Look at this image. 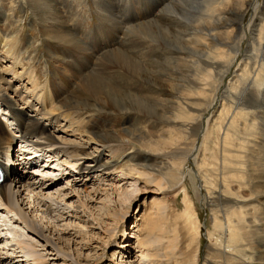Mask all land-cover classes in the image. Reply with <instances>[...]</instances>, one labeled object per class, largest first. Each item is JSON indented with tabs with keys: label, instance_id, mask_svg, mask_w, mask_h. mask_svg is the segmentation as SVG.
I'll return each instance as SVG.
<instances>
[{
	"label": "rangeland",
	"instance_id": "1",
	"mask_svg": "<svg viewBox=\"0 0 264 264\" xmlns=\"http://www.w3.org/2000/svg\"><path fill=\"white\" fill-rule=\"evenodd\" d=\"M5 1L10 7V0ZM81 1L82 6H77L80 1L75 0L72 8H69L71 12L72 9H75L78 14L73 18L71 13H68L66 15L68 18L65 20L68 23L72 19L77 21L79 27H72V30L77 37L82 38L85 47L74 52L75 46L72 45L74 43L71 38L67 39V45L70 46L71 51L65 53L64 59L63 55L54 53L53 50L55 49L50 46L52 44L55 47H62L60 40L55 39L58 36H53L54 39L51 40L46 38L37 20L39 18L33 16L29 9L19 17L20 19L16 20L10 12L0 15L5 23L9 22L8 31L13 36H17L18 39L16 54L20 64L15 73H18L19 77L14 78L12 74L7 76L8 80H13L12 83H15V87L22 89L23 86L28 85L27 73L29 71L35 72L41 86L46 85L47 81L51 83L64 82L68 85L69 80L63 79L65 77L63 73L59 74V70L63 72L62 68L64 67L60 60L68 64L69 62H72L73 65L77 64L76 66L84 67L89 72L94 66L90 67L91 70L89 67L87 68L91 65L83 60L86 54H95L92 55L93 58H96L97 54H100L99 57H103L112 49L119 47H124L122 51L128 56L134 53L140 54L141 47L136 48V44L141 43L144 39L148 41L150 51L146 50L150 58L145 67L149 71L148 79L151 82L148 87L151 84L154 85L153 81L155 80L160 82L162 81L160 79H167L163 75H174L173 69L176 70L178 64L171 61V56H173L171 53H178L176 47L172 49L171 46L165 44L159 43L158 45L157 42L149 38L147 33L143 32L142 27L147 22L154 25L155 20H159L161 12L170 13L171 7L178 1L104 0L101 6L107 5L111 10V17L108 22H101V11H98L95 5L97 0ZM113 15L114 19H112ZM251 17V12L245 17L246 28L251 23ZM4 22L0 21V27ZM71 22L69 24H75ZM138 25H141V28ZM132 27V32L128 31ZM178 29L180 28L178 27ZM191 32V30L190 32L186 31L185 36ZM181 40L185 42V39L181 38ZM247 42L245 41L243 44V53L239 54L235 59L236 61L234 60L230 72L224 77L221 86L219 85L217 88V93L215 92L213 95L216 99L212 107L207 106L211 103V97H209L211 93L206 91V96H195L190 99L192 101H189L195 104L190 105V113L194 115V121L183 120L184 122H180L178 120L179 122L177 121L173 126L168 122H166L167 124H156L157 130L161 128L166 130L168 136L173 133L171 136L173 141L170 140L169 143L163 144L165 140L159 137L152 138L154 141L150 142L152 133L150 127L153 124L149 120L153 119H148L149 116H139V112L131 114L113 108L83 110L87 116L86 121H89V116L92 115L95 116L94 120L98 122V128L94 129V134L105 135L130 128L135 133V144L140 145L136 147L143 149L144 154H139L145 156L142 159V164L143 166L148 164L147 166L150 168L147 169L131 171L133 162L125 157L107 170L97 168L88 173L82 169L92 164V157L96 156V150H104L99 142L87 143L86 139L80 141L79 137L71 136V130L69 132L59 131L58 128L62 127L61 124H64L65 121L62 117L60 122L57 121V128L52 129V126H49L50 123L41 116L34 112L30 113L32 117L40 119L44 125H47L46 127L52 137L66 138L69 142H84L80 151L86 156L73 160L69 156L59 153L57 157L56 155L55 157L54 155L45 156V161H38L36 167L31 170H28L29 164L28 166L25 164L21 168L20 166L17 167L20 174L26 179H31L37 194L42 191L39 199L46 204V207L40 208V210L43 208L45 214L42 211L40 213L34 212L38 207L36 203L35 209L33 206L25 205L24 208L27 210L29 218L37 224H41L39 215L42 216V226L46 230L45 235L53 240L59 251L65 252V254L63 253L64 256L58 257L57 252L52 250L41 238L31 233L23 222L0 210L1 257H11L12 260L22 261L21 264H37L34 261H26L25 252L31 251L29 245H33L39 255L45 258L47 264H73L68 257L69 255L72 256L75 264L238 263L243 257L237 254L238 250L234 246L228 244L220 223L226 218L231 205L241 199L240 194L242 198H248L251 189L264 192L262 191L264 190V181H260L264 179V138H259L254 130L245 131L247 125L255 122L257 118H264V91L258 98L254 97L256 88L248 93L246 102L254 101L249 102V104L246 103L248 114H246L245 119H242L241 116L234 119L240 124V127H237L240 133L231 132V139L244 137L246 141L250 142L249 151L252 153L250 155L253 156V160L249 159L248 162L253 163L251 164L253 166H250V163L243 164V157L239 155L243 150L239 147H232L235 141L226 140L217 121H219L222 112L224 114L228 112L226 107H229L232 101L228 94L230 91L235 94V91L230 87L234 86L233 83L235 84L244 72V54L247 49ZM2 60L5 67L12 68L11 61H8L6 57ZM95 62L97 63L96 60ZM71 71L72 69L66 66L65 73L69 75ZM116 72L119 80L127 89L125 92L128 94L137 95L145 101L149 100L150 102H147L152 103V106L160 105L159 100L166 98V93L164 95L150 93L143 96L138 95L137 93L142 91L139 89L140 87L137 90L134 88L135 85H138V80L124 68V64L123 67L117 68ZM174 76L180 77L177 74ZM191 76L192 73L186 79L191 78ZM245 76L246 74H244ZM102 78L103 80L100 82L104 83L105 77L102 76ZM129 82L132 83V86ZM76 84L78 85L79 81L72 82L71 91L74 92L79 88ZM240 87L242 88V81L239 89H241ZM156 89L159 88L156 87ZM78 90L80 91V89ZM81 92L85 94L84 89ZM103 94L99 95L102 100L105 99ZM174 96L177 99L178 97L181 98L180 95ZM177 99L174 101L179 102ZM27 100L33 102L31 98H27ZM4 103L7 102L4 101ZM33 104L37 107L36 102ZM20 107H23L22 103H20ZM1 111L3 112V109L0 108ZM249 115L251 118L247 120ZM1 116L7 123L6 125L10 127L8 130L18 134V129L15 131V127L11 126L9 117L7 119L4 113ZM72 121L74 119H71ZM12 122L15 124L14 121ZM140 128L145 129L144 133L147 134L141 133ZM248 134L252 136L250 137ZM96 138L98 141L102 140L100 137ZM60 140L64 141L63 139ZM225 142L226 145L224 146ZM128 145L115 147V150L128 151L132 148L131 145ZM18 150L19 147L16 151L13 148V158ZM234 155L239 156V158L232 159ZM245 155L247 156V150ZM231 159L232 162H237V165L236 163L232 165L235 173H229V161ZM46 160L49 161L46 162ZM75 162V168L67 165L69 163L75 164ZM241 170L245 173L248 172V176H253V184H246L248 177L244 174L245 178H241ZM138 173H142V175ZM258 178L260 180H257ZM241 187L245 189L242 190ZM250 199V202L247 203L249 216L253 219L257 217L264 225L262 201L258 203L257 200ZM250 204L251 206H249ZM239 208L240 206H237L235 210L238 212ZM234 215L232 214L230 217L234 218ZM260 228L264 230V227ZM57 232L60 233L57 235ZM263 246L262 243L256 241L254 245H250L248 248H256L263 252ZM261 263L264 264V262H248V264Z\"/></svg>",
	"mask_w": 264,
	"mask_h": 264
},
{
	"label": "bare ground",
	"instance_id": "2",
	"mask_svg": "<svg viewBox=\"0 0 264 264\" xmlns=\"http://www.w3.org/2000/svg\"><path fill=\"white\" fill-rule=\"evenodd\" d=\"M79 1L80 3L77 6H82V1ZM103 1L104 0H97L95 5L96 9L101 11V16L99 15L101 22H108V19L111 17V10H109L107 5L103 7L101 6ZM176 1H178V3L176 2V4L171 7L170 13L161 12L159 20H155L154 25L147 22L142 29L143 32L147 33L149 38L157 42L158 45L159 43L165 44L167 46H171L172 49L173 47H176L178 53H171V55H173L171 56V61L178 64L176 70L173 69V73L174 75L177 74V76L180 77H175L172 74H162L167 79H160L162 80L160 82L155 80L153 81L154 85L151 84L150 87H148V84L151 83L148 79L149 71L145 68L147 60H150L148 53L146 52L149 44L145 39L141 43L138 42V44H136V48L141 47L140 54L134 53L133 55L128 56L122 51L124 47L112 49L103 57H99L100 54H97L96 58H93L92 55L95 54H86L83 60L91 65L87 66V68L89 67L90 69V67L94 66L89 72H87L84 67L79 68L76 66L77 64L73 65L72 62H69L68 64L63 60H60L64 67L62 68L63 72L59 70V74L63 73L65 76L63 77L62 75L63 79L69 80L68 85L64 82H60V84L57 82L51 83L47 81L46 85L41 86L39 78L35 75V72L29 71L27 73L28 85L23 86L22 89L15 87V83H12L13 80H8L7 76L12 74L14 78L19 77V75H17L18 73H15L18 71L17 66L20 64V60L16 54L18 39L17 36H13L11 32L8 31L10 26L8 24L9 22L5 23L3 18L0 17V21L4 22V24L0 27V108L2 109L3 107V109L7 110L6 113H9L8 117L10 121L15 122V128H13L16 129L15 131L18 129V134L9 131L6 123L4 124L3 120L0 118V169L3 170L5 175L4 181L0 183V210H3L7 214H11L14 218H16V220L23 222L31 233L41 238L52 250L56 251L58 257L64 256L65 252L59 251L53 240L45 235L46 230L45 227L42 226V216L39 215L41 218L40 222L42 223L37 224L29 218L27 210L24 208L25 205H30L33 206V209H35L37 204L38 207L34 210V212L40 213L42 211V213H46L43 208L40 210L41 207H46L45 202L43 203L39 199V195H42V191H40V194H37L34 188L35 185L31 179H26L19 173V169L17 168L19 166L20 168L24 167L23 165L25 164L28 166L29 164L28 168L33 169L35 163L40 160L33 158L32 155L46 156V154H38V152H34V150L29 151V149H31L30 146L36 147V151L47 150V153L50 156L54 155L55 157L56 155L57 157L59 153H63L73 160H77L79 157L86 156L85 153L80 151V148H82L84 143L80 141H84L85 139L87 143L97 141L104 150H96V156L92 157V164H89L82 170L87 171L88 173L93 172L97 168H101L100 170H107L125 157L129 161L133 162L132 169H130L131 171L135 172L143 168H150L147 166L148 164L143 166L142 159L145 156H141L139 154L143 153V149L140 147L139 148L141 150L137 148L140 145H136L137 143L135 144V133H133L130 128L125 131H117L105 135H102L100 132L99 135L97 133L94 134L93 131L98 128V122L94 120L95 116L92 115L89 116L90 120L86 121L87 116L83 112L84 109L107 110V108H113L121 112H129L131 114L139 112V116H149L148 119H153L149 120L150 123L153 124L150 127L152 132L150 142L154 141L152 138L159 137L165 140V143L163 144L169 143L170 140L173 141V138H171L173 133L168 136L166 130L164 131L162 128L157 130L158 127H156V124H167L166 122H168L173 126V124L178 120L180 122L183 120L187 122L194 121L195 117L190 113V105L195 104L189 101H192L190 99H193L195 96H206V91L211 93V96H209L211 97V103L207 106L212 107L216 99L213 95L215 92L217 93V88L223 83L224 77L230 72V69L234 64V60L239 56V54L243 53L244 42L248 41L247 49L244 54V72L241 77L238 78V81H236L235 84L233 83L235 87H230L235 91V94H233V91H230V94H228L232 100L231 105L226 107L228 108V112L225 114L223 112L221 113L222 115L218 119L219 121H217V124L219 129L224 132L226 140L235 141L234 144H232V147H239L243 150L241 154H239L243 157V164L246 165L247 163H250L248 162L249 159L253 160V156L251 157L250 155L252 153L249 151L250 142L246 141L244 137H239L240 139H231V132L234 131L240 133L238 129L240 124L235 122L234 119L238 116L245 119L246 114H248V105H246V103L249 104V102L254 101L251 100L246 102L248 93L256 88L254 97L258 98L264 91V1ZM74 2L75 0H10L9 7L7 6L5 0H0V15L10 12L16 20L24 12H26L27 9H29L33 16L39 18L37 20L40 23L41 28L43 29V35L46 38H50L51 40L54 39L53 36H58L55 37V39L60 40V45H62V47H55L52 44L50 46L55 49L53 50L54 53L63 55L64 59V56H66L65 53L71 51L69 49L70 46L67 45V39L71 38L74 43L72 44L75 46V49L73 50L74 52H78V50L85 47V42L82 38L77 37L75 35L76 33L72 30V27H79L77 21L72 19L71 21L75 23L72 25L69 24L71 21L68 23L67 20H65L68 18L66 17L68 13H71V17L73 18L78 14L75 9H72V12L70 10ZM249 12H251L252 15L250 21L251 23L246 28L245 17L249 14ZM113 17L114 15L112 16V19H114ZM48 18L50 19L47 20ZM138 26L141 28V25ZM178 27L180 29H178ZM122 28L124 29V27ZM132 29L133 27L129 28L128 31H131ZM190 30L192 32L189 33L188 36H185L186 31L190 32ZM181 38L183 40L185 39V42H182ZM159 49L158 51H161ZM147 51H149V49ZM1 56L3 57L1 58ZM5 57L8 61H11L12 68L5 67L2 60L3 58L5 59ZM123 64L124 68L131 72L138 80V85H135L134 87L136 90L139 87V89H142L141 92L137 93L138 95L143 96L148 93L154 95H164L166 93V98L159 100L161 102L160 105L152 106V103H148L150 102L149 100H147V102L137 95L125 92L127 89L124 87L122 81L119 80L116 72L117 68L123 67ZM66 66L72 69L69 75L65 73ZM190 73H192L191 78L186 79ZM244 74H246L245 77ZM102 76L105 77V84L100 82L103 80ZM75 81H79V84L76 85L79 87L78 89H80V91L78 89L74 92L71 91L72 82ZM241 81L242 88L240 87L241 89H239ZM129 84L132 86V83L129 82ZM156 87L160 90L156 89ZM83 89L85 94L81 92ZM101 93H104L103 95H105L104 100L99 98ZM174 95L181 96V98L178 97V103L174 101L177 99ZM27 98H31L33 102H36L37 107L33 104V102L27 100ZM4 101L7 103L5 104ZM20 103L23 105L22 108L20 107ZM253 106L255 105L253 104ZM33 112L50 123L49 126H52V129L57 128V121L60 122L61 117L64 118V120L66 122L68 121V123L64 121V124H61L62 127L58 128L60 129L59 131L63 130L64 132H69V130H71V136H74L75 138L79 137L80 141L76 142L74 140L75 142H69L66 138L56 136L52 137V134L49 133V129L46 127L47 125H44L40 119L30 115V113ZM250 118V115L247 116V120H250ZM71 119H74V121L71 122ZM247 124L249 123L247 122ZM263 124L264 118L259 117L255 120V122L247 125L248 128L246 127L245 131L254 130V133L259 138H264ZM140 129L142 130L141 133L145 134V129ZM249 135L250 134H248V136ZM251 136L252 135H250V137ZM96 137H100L102 140L98 141ZM60 139H63L64 141H61ZM18 143L19 150L16 152L17 156L15 154V158H13V148ZM127 144L132 147L128 151H124L123 149H119V151L115 150V147ZM146 145L148 144L146 143ZM225 145L226 142L224 146ZM246 150L247 156L245 155ZM233 158L237 159L239 156L234 155L232 159ZM232 159L229 161V173H235L232 165L235 163L237 165V162H232ZM145 161L148 162L147 160ZM251 164L253 163H250L249 165L253 166ZM67 165L75 168L76 162L75 164L69 163ZM247 173L243 170L240 171L241 178H245L244 174H246L248 177L246 184L251 185L254 183L252 179L253 176H248ZM138 174L142 175V173ZM257 180L260 179L258 178ZM260 181L263 182L264 179ZM241 189L243 190L245 188L241 187ZM84 193H86V191H84ZM249 193L248 198H242L240 194L241 199H238V202H231L233 205H231V209H229L230 211L227 212L226 218L222 221V223H220L221 225L219 224L221 226V230L223 229V233L228 244L234 246L235 249L238 250L237 254L243 257L238 263L234 264L264 262V246L262 248L263 252L258 251L256 248H248V246L254 245L256 241H259L264 245V230L260 228L264 227V225L261 224L257 217L253 219L249 216L250 212L247 206V203L251 200L250 198L257 200L258 203L262 201V206H264V192L251 189ZM237 206H240L238 212L235 210V207ZM249 206H251V204ZM251 212L254 213V211ZM232 214H235L234 218L230 217ZM59 233L60 232H57V235ZM29 248H31V251L25 252L26 261L30 260L36 262L37 264H47L45 258L39 255L33 245H29ZM68 257L71 262L75 264L72 256L69 255ZM21 262L22 261L12 260L11 257L0 258V264H21ZM227 263L229 262H226V264Z\"/></svg>",
	"mask_w": 264,
	"mask_h": 264
},
{
	"label": "water",
	"instance_id": "3",
	"mask_svg": "<svg viewBox=\"0 0 264 264\" xmlns=\"http://www.w3.org/2000/svg\"><path fill=\"white\" fill-rule=\"evenodd\" d=\"M201 133H202V132H201ZM198 143H199V141H198L196 144L198 145ZM197 145H196V147H198Z\"/></svg>",
	"mask_w": 264,
	"mask_h": 264
}]
</instances>
